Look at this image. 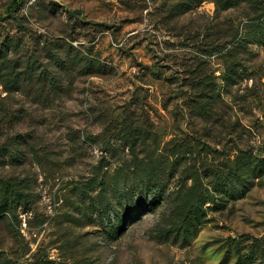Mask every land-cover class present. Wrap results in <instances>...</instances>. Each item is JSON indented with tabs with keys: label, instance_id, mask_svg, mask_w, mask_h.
I'll use <instances>...</instances> for the list:
<instances>
[{
	"label": "rangeland",
	"instance_id": "374dc122",
	"mask_svg": "<svg viewBox=\"0 0 264 264\" xmlns=\"http://www.w3.org/2000/svg\"><path fill=\"white\" fill-rule=\"evenodd\" d=\"M255 11L0 0V264H264Z\"/></svg>",
	"mask_w": 264,
	"mask_h": 264
},
{
	"label": "trees",
	"instance_id": "16d2710c",
	"mask_svg": "<svg viewBox=\"0 0 264 264\" xmlns=\"http://www.w3.org/2000/svg\"><path fill=\"white\" fill-rule=\"evenodd\" d=\"M249 23H254V24H250L253 27L258 28L255 29V32H260V27H264V11H259V12H254L253 15L249 16ZM17 156L16 154H12L11 152V158H16L15 156ZM151 179V178H150ZM1 185V184H0ZM141 186L140 189L141 190H147V192H152L153 190L156 191L155 192V199L160 198V196H162L164 193H166V188L165 185L161 182H154V180H150L149 182H144L142 184H140ZM8 185H5V190L3 191V188L1 189V191H3L2 193H0V196H3L2 199H0V215L4 212V210H9L12 207H14V203H16V205H19L21 207H27V194H25L24 192H16V190H14V194H8L7 192V187ZM152 190V191H151ZM12 193V191H11ZM11 195V196H8ZM6 198V200H5ZM15 199L12 200V203L10 204V200L11 199ZM108 206H104V209H107ZM105 219H107L109 221V216H106Z\"/></svg>",
	"mask_w": 264,
	"mask_h": 264
}]
</instances>
